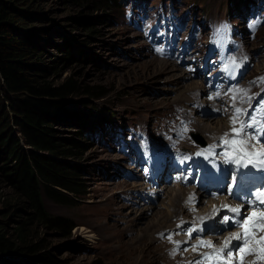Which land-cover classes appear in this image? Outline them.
<instances>
[{"label":"rangeland","instance_id":"1","mask_svg":"<svg viewBox=\"0 0 264 264\" xmlns=\"http://www.w3.org/2000/svg\"><path fill=\"white\" fill-rule=\"evenodd\" d=\"M118 1L123 8L111 10L98 7V0H43L40 13L47 18L33 19L34 27L61 32L50 39L53 42L64 43L69 38L72 52H87L86 56L82 53L81 60L60 62L48 77L53 84L72 77L80 85L78 92L65 98V103L77 113L64 115L56 125L60 131L57 135L73 136V131L87 116L92 129L100 134V139L98 135L96 140H87L89 148H74L72 156L65 159L80 167L89 183V194L75 205L58 203L43 195L50 213L69 218L77 226L67 234L51 227L36 226L33 228L34 240L43 241L42 251L54 254L57 258L55 264H187L192 256H197L207 247L202 242H210L211 247L218 245L222 228L227 226L223 222L228 219L227 211H222L210 229L212 225L204 223V219L214 206L207 208L223 199L230 200V205L234 203L229 191L230 181L226 184L218 181L221 175L227 177L225 172L228 177L233 176L230 170L234 161L231 162L230 149L225 143V134L230 132L225 130L228 118L212 103L208 93L203 92L206 91L204 83L221 80L223 91L229 83L240 78L252 87V93L250 102L248 99L241 108L246 115H242L239 121L250 122L251 116L261 119L264 1L136 0L143 7L142 14H127L124 7L131 0ZM249 9L255 11L250 19L253 24H243L245 27L238 35L231 34L226 23L232 19L235 23L231 22V26L237 27L242 22L237 16L243 11L249 12ZM86 19L93 21L92 28L88 29ZM195 22L200 26L203 23L210 25L211 36L218 31L219 47L214 54L201 58L189 56L188 41L193 36ZM163 27L165 29L161 31ZM91 29L94 31L90 32ZM55 45L46 47V66L52 67V59L63 55ZM172 47V57L159 51H171ZM192 81L198 84L184 88ZM85 88L103 93V96L91 95L85 92ZM95 113L108 120L102 122L94 118ZM186 119H191L193 127L184 132L181 144L177 145L181 154L175 150L173 140L180 130L177 123L184 124ZM209 120L222 122L224 127L220 125L217 128L221 127L219 131L223 130V134L209 132ZM173 122L170 136L161 137L166 132L161 134L160 130H167ZM139 126H144L143 130L147 128L149 133L150 130L157 132V135H152L150 141L143 137L140 140L131 132V128ZM192 131L205 139L204 146L191 137ZM209 134L214 138L224 135V142L212 140ZM251 137H256L252 128H246L240 140L256 146L259 138ZM136 141H140L139 150L135 146ZM145 142L150 144V152H144ZM183 146L194 148L196 153L184 152ZM201 149L203 153L200 155ZM152 151L156 153L152 154ZM173 153L196 170L193 180L189 175L177 180L175 187H161L162 193H158L154 184L158 173L152 174L154 166L162 162L165 155ZM213 153L224 162L231 163L225 167L212 166L217 161L211 155ZM184 154L186 158H183ZM177 156L170 157L168 162ZM195 158H198V163ZM128 166L132 169L140 167L138 179L125 171ZM205 166L212 167L207 171ZM242 184L246 185L244 179ZM176 187L195 189L198 195L194 200H187V195L181 194L168 204ZM3 191L11 194L7 186ZM137 192L146 204L137 198ZM192 203L195 205L190 207L188 204ZM198 206L202 214L196 213ZM186 216L191 217L190 221L192 218L201 219L202 228L193 223L189 225ZM191 227L194 232H190ZM197 262L196 258L191 264Z\"/></svg>","mask_w":264,"mask_h":264},{"label":"trees","instance_id":"2","mask_svg":"<svg viewBox=\"0 0 264 264\" xmlns=\"http://www.w3.org/2000/svg\"><path fill=\"white\" fill-rule=\"evenodd\" d=\"M42 1L0 0V264L57 262L54 254L42 251V240H34L33 228L47 226L67 234L77 224L50 213L43 195L75 205L89 194L80 167L65 159L74 148H89V138H98L89 116L73 136L57 135L56 125L64 115L77 113L65 98L78 92L80 85L72 77L60 84L48 77L60 62L81 60L87 52H72L69 38L64 43L50 40L55 33L61 34L58 30L34 27L33 19L47 18L40 13ZM98 1V7L105 9L123 8L118 0ZM85 22L88 29L93 27L92 20ZM51 44L63 55L52 59L54 65L49 67L44 64V53ZM93 117L108 120L97 113ZM4 186L11 189L10 195L4 193Z\"/></svg>","mask_w":264,"mask_h":264},{"label":"snow or ice","instance_id":"3","mask_svg":"<svg viewBox=\"0 0 264 264\" xmlns=\"http://www.w3.org/2000/svg\"><path fill=\"white\" fill-rule=\"evenodd\" d=\"M234 63V62H233ZM261 83H264V78H261ZM237 91H243V90H237ZM246 95V93H245ZM235 98V97H234ZM251 98L249 97V102ZM234 116L232 117V124L235 126L237 120L242 116L246 115L245 111L240 108L234 109ZM259 116L261 119H258L256 116H251L249 118L250 122L247 121H240V128L236 129L233 127V133H235V137L232 141H228L225 139V143H231L234 145V151L237 152L239 155L234 160L235 163L240 164L241 160H248L251 162L253 159H259L261 164H264V148L260 149L258 152H248L245 151V149L248 147L246 143L240 140L241 133L244 132V129L246 128H258L257 136L260 133H264V105H261L259 109ZM227 136V134H225ZM256 138V137H251ZM257 200L260 202V204H264V193L257 194ZM231 212L235 213L237 216L236 219V226L244 228L243 233H236L233 234L232 239L242 241V244L240 245H233L230 246L228 241H225L224 248L223 249H217L214 250L213 255L215 256L217 260V264H230V260L222 259L223 254L225 253V250H227V256L229 258L233 257V251L232 248L238 249L239 253L241 254V261L240 264H243V257L245 255L254 254V249L250 248V244H256L259 245V251L261 254V259H264V237L260 238L259 240H256L253 232L259 229H264V210H261L259 212L253 211L252 214L244 219L243 222H241L238 217L240 215V209L239 208H231ZM204 246L211 247L210 242H202ZM212 256H206L205 259H211ZM199 264V262H197Z\"/></svg>","mask_w":264,"mask_h":264},{"label":"bare ground","instance_id":"4","mask_svg":"<svg viewBox=\"0 0 264 264\" xmlns=\"http://www.w3.org/2000/svg\"><path fill=\"white\" fill-rule=\"evenodd\" d=\"M171 60V59H170ZM162 66V65H161ZM163 67V66H162ZM165 68V67H164ZM246 68V67H245ZM164 70V69H163ZM196 84H198L196 81H192V82H190V83H188L187 85H185L184 86V88H190V87H194ZM207 89V88H206ZM205 89V90H206ZM193 91V90H192ZM208 123H210L209 125L210 126H208L209 127V129H210V131L209 132H218V133H222L223 134V130H221V131H219L220 130V128L222 127H224V125H222L223 123L222 122H212V121H208ZM184 125L185 126H188V127H193V124H192V122H191V119H186L185 120V123H184ZM220 125H222L221 127H219V128H217L218 126H220ZM225 129V128H224ZM225 130H227V129H225ZM218 133H216V134H218ZM226 133H228V132H226ZM210 135V137L212 136L211 134H209ZM213 135H215V134H213ZM219 135V134H218ZM183 136V133H182V130H181V128H180V130L178 131V133H177V137L173 140V144L174 145H177L179 142H180V140H181V137ZM197 136L199 137V138H201L202 136H200V134H197ZM217 135H215V137H216ZM224 136V135H223ZM220 137V136H219ZM184 138V137H183ZM182 138V139H183ZM225 139V138H224ZM172 190V189H171ZM206 190V189H205ZM171 193V192H170ZM204 193H206V192H204ZM187 195L186 196V198H187V200L188 199H192V200H194L195 198H194V196H196V195H198V192L195 190V189H189V190H187L186 188H184V187H176V188H173V190H172V193H171V195H170V197H169V203L168 204H172L173 203V201H174V199L175 198H177V197H179L180 195ZM198 198V197H197ZM174 206V205H173ZM176 207V206H175ZM146 210V209H145ZM219 210V205H217V206H214L213 208H212V211H209V212H207L206 213V215H211L212 213H214V212H217ZM161 214H162V211H161ZM158 215H159V213H158ZM163 217V216H162ZM162 220V219H161ZM161 220H160V222H161ZM159 221V220H158ZM164 223V222H163ZM158 224H160V223H158ZM162 230V229H161ZM163 241V240H162Z\"/></svg>","mask_w":264,"mask_h":264},{"label":"water","instance_id":"5","mask_svg":"<svg viewBox=\"0 0 264 264\" xmlns=\"http://www.w3.org/2000/svg\"><path fill=\"white\" fill-rule=\"evenodd\" d=\"M198 140L200 139L198 136L196 137ZM202 144H203V142H202Z\"/></svg>","mask_w":264,"mask_h":264}]
</instances>
